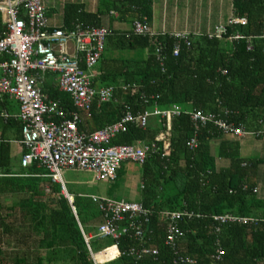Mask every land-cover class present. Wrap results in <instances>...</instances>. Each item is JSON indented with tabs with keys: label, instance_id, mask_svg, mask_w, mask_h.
Returning <instances> with one entry per match:
<instances>
[{
	"label": "trees",
	"instance_id": "trees-1",
	"mask_svg": "<svg viewBox=\"0 0 264 264\" xmlns=\"http://www.w3.org/2000/svg\"><path fill=\"white\" fill-rule=\"evenodd\" d=\"M153 3L119 0L97 13L68 3L64 28L72 29L77 23L88 29L103 27L102 17L110 11L118 13L119 22L146 20L150 24ZM233 6L234 16L247 18L248 25L228 26L222 40L192 35L188 46L171 35L112 31L108 37V57L104 53L95 85L113 87L114 100L84 114L82 132L95 133L127 112L138 115L152 112L155 106L168 110L178 105L188 113L170 121L152 117L146 128L130 124L127 133L113 139V146L143 142L160 147L141 166L140 203L153 215L148 222L142 221L143 239L133 232L118 241L93 237L94 254L118 245V251L113 248L98 254L99 263L115 258L107 264H171L173 254L165 246L166 223L160 214L187 210L202 217L181 222L185 231L181 255L197 264H213L219 240L224 250L221 264H264V223L226 225L218 233L219 225L213 220L226 214L264 219V156L243 157L239 142L224 140L215 156L213 142L226 135L214 124L197 129L189 114L203 111L249 132H263L258 138L264 136V0H233ZM6 30L7 19L0 11V35ZM237 34L244 38L232 40ZM178 44L180 53L175 57ZM46 92L68 113L75 111L69 95L53 87ZM8 101L0 104V198L20 200L10 207L0 205V264H95L83 231L87 236L97 235L102 223L98 205L65 183L74 198L75 213L48 169L37 163L25 168L22 158L17 167L13 165L9 136L14 131L20 141L22 123L2 117ZM194 138L197 147L191 149L188 142ZM220 161L228 165L221 166ZM106 240L112 245L96 253ZM141 247L157 249L159 255L138 260L127 254L128 249Z\"/></svg>",
	"mask_w": 264,
	"mask_h": 264
},
{
	"label": "built area",
	"instance_id": "built-area-1",
	"mask_svg": "<svg viewBox=\"0 0 264 264\" xmlns=\"http://www.w3.org/2000/svg\"><path fill=\"white\" fill-rule=\"evenodd\" d=\"M0 11L7 19V30L0 35V59L8 58L0 60V104L6 98L18 102L17 119L22 123L20 143L26 151L21 161L23 167L37 163L52 173L54 181L63 183V169L91 172L99 182L114 183L124 162L143 166L150 154L160 152V147L155 143L137 142L134 145L113 146L111 143L116 136L127 133L130 124L139 123L146 128L152 117L170 121L173 117L188 113L178 105L168 110L155 106L152 112L138 115L127 112L116 123L95 133L82 132V115L90 113L95 105L100 107L114 100V88L96 86L97 75L94 72L103 58L111 31L104 27L88 29L82 23H77L72 29L53 28L42 0H1ZM247 25V18L233 16L227 24L216 27L208 37L222 40L227 36L228 26ZM131 32L139 36L158 35L152 32L146 20H135ZM171 36L190 45V33H175ZM243 38L237 34L231 39L238 41ZM261 38L264 39V29ZM251 49L249 45L248 51ZM158 53L161 54V51L158 50ZM179 53L180 44L176 45L173 54L178 57ZM159 59L163 62L162 57ZM49 74L52 75L50 80ZM51 80L57 84L59 92L73 99L75 111L68 113L59 103L50 100L45 86ZM189 114L197 129L214 124L224 135L240 140L250 136L258 138L263 134L249 132L203 111ZM2 116L5 119L11 118L7 113ZM188 147L195 149L197 140L194 138L189 141ZM254 192L258 193V189L255 188ZM90 198L102 213V223L95 237L118 241L133 232L136 238L143 239L142 221L148 222L153 213L141 203L97 196ZM160 216L166 223L165 246L172 251L171 264H197L196 260L181 255L179 251L185 235L181 222L202 216L187 210L166 211ZM213 220L219 225L216 228L218 233L220 227L226 225L264 223V219L231 214L214 216ZM83 234L92 258H96L90 247V240L94 236H87L84 231ZM113 248L118 251L117 244L110 249ZM127 254L139 260L145 256H158L159 250L132 248L127 250ZM223 255L224 250L218 240L213 264H221Z\"/></svg>",
	"mask_w": 264,
	"mask_h": 264
},
{
	"label": "crops",
	"instance_id": "crops-1",
	"mask_svg": "<svg viewBox=\"0 0 264 264\" xmlns=\"http://www.w3.org/2000/svg\"><path fill=\"white\" fill-rule=\"evenodd\" d=\"M118 1L119 0H42L47 9L50 26L53 28L64 27V8L68 3L83 5L85 11L97 13L107 10L113 2ZM233 16V0H154L153 19L149 26L152 32L158 35H172L175 33L187 32L191 35L201 36L208 35L220 25L227 24ZM102 25L104 28L111 30V32H131L133 26L132 23L119 22L118 13L115 11H110L109 14L102 17ZM98 74L96 75L98 76ZM49 87H53L58 90L57 84H53L48 81L45 86V92ZM46 94L50 98V95L47 92ZM8 100H10V98H8ZM3 113H7L11 116V118L17 119L19 108L17 113L14 114L9 110V108L3 109ZM83 118L84 115H82V120ZM21 140H11V143L14 142L17 145L15 150L17 155L20 156V159L24 155V147L20 143ZM223 140L227 142H239L241 147L244 142L236 137L224 136L222 139L216 140L212 144V152L215 156L218 155L219 148ZM243 145H246V148L249 151L261 152L262 156L260 157L264 156V136L262 138L253 137V139L244 142ZM220 164L221 166L228 165L225 161H220ZM132 198L136 199L132 202L140 203V192L133 194Z\"/></svg>",
	"mask_w": 264,
	"mask_h": 264
},
{
	"label": "rangeland",
	"instance_id": "rangeland-1",
	"mask_svg": "<svg viewBox=\"0 0 264 264\" xmlns=\"http://www.w3.org/2000/svg\"><path fill=\"white\" fill-rule=\"evenodd\" d=\"M62 1V0H61ZM61 4V3H59ZM108 57V53H105V58ZM99 65L95 68L94 72L100 74L98 69ZM52 79V75H48V80ZM52 83V80L50 81ZM8 108L14 114L17 113L19 105L14 99L8 101ZM1 110V108H0ZM11 140H16L17 136L14 131L10 134ZM253 139L252 136L242 140L244 142ZM243 142V144H244ZM13 148V165L18 166L20 156L16 153V144L12 142ZM241 147V154L246 158H259L262 153L256 151H249L246 145ZM141 166L133 162H124L122 169L119 171L118 178L114 183L99 182L96 180L95 175L91 172L77 171L71 169L61 170V175L63 181L72 189L74 193H80L87 196L96 195L103 198H110L113 200H125L127 202H132L136 199L132 198L133 194L140 192L141 186ZM20 197H1L0 205L4 207H10L12 204L17 203ZM94 236V234H93ZM95 237V236H94ZM112 245V241L106 240L98 245L95 252L102 251L104 248ZM107 264V263H106Z\"/></svg>",
	"mask_w": 264,
	"mask_h": 264
},
{
	"label": "water",
	"instance_id": "water-1",
	"mask_svg": "<svg viewBox=\"0 0 264 264\" xmlns=\"http://www.w3.org/2000/svg\"><path fill=\"white\" fill-rule=\"evenodd\" d=\"M59 182H60V184H61V186H62V190H63V193H64L65 197L68 199V201H69V203H70V205H71L73 211L75 212V208H74V198H73L72 196H70V194L68 193L65 184H64L62 181H59ZM75 213H76V212H75ZM103 252H104V251H103ZM103 252H101V253H103ZM98 254H100V253H98ZM98 254H96V256H97ZM93 260H94L95 264H103V263H99V262L97 261L96 258H93Z\"/></svg>",
	"mask_w": 264,
	"mask_h": 264
}]
</instances>
